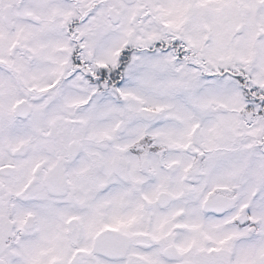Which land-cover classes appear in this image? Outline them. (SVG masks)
I'll return each mask as SVG.
<instances>
[{
  "label": "snow or ice",
  "instance_id": "6c2138e0",
  "mask_svg": "<svg viewBox=\"0 0 264 264\" xmlns=\"http://www.w3.org/2000/svg\"><path fill=\"white\" fill-rule=\"evenodd\" d=\"M0 264H264V0H0Z\"/></svg>",
  "mask_w": 264,
  "mask_h": 264
}]
</instances>
